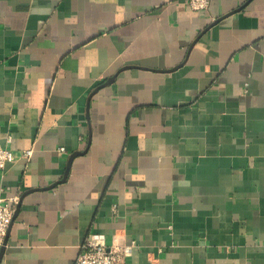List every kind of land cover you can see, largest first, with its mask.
Segmentation results:
<instances>
[{"label":"crops","instance_id":"obj_1","mask_svg":"<svg viewBox=\"0 0 264 264\" xmlns=\"http://www.w3.org/2000/svg\"><path fill=\"white\" fill-rule=\"evenodd\" d=\"M0 144V264H264V0H0Z\"/></svg>","mask_w":264,"mask_h":264},{"label":"built area","instance_id":"obj_2","mask_svg":"<svg viewBox=\"0 0 264 264\" xmlns=\"http://www.w3.org/2000/svg\"><path fill=\"white\" fill-rule=\"evenodd\" d=\"M189 6L194 10H206L209 0H188ZM32 155L31 148L22 150L19 154L0 144V168L14 162L18 158L26 161ZM17 198L10 200L0 198V246L2 245L7 229L12 219L14 205ZM135 247V241L119 244L107 243L106 236L100 232L89 233L80 244V251L75 260V264H119L129 256Z\"/></svg>","mask_w":264,"mask_h":264},{"label":"water","instance_id":"obj_3","mask_svg":"<svg viewBox=\"0 0 264 264\" xmlns=\"http://www.w3.org/2000/svg\"><path fill=\"white\" fill-rule=\"evenodd\" d=\"M109 81L110 80H107V82L103 83V85L107 84ZM73 157H74V155L70 157L69 163H70V161L72 160ZM66 171H65V174H66ZM65 174H64V176H65ZM3 244H4V241H3ZM2 252H3V245L0 247V258H1Z\"/></svg>","mask_w":264,"mask_h":264}]
</instances>
